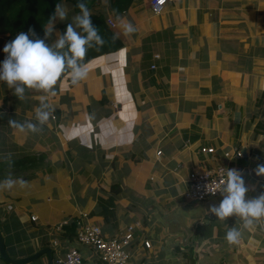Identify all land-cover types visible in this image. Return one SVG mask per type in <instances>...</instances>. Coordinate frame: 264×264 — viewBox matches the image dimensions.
Wrapping results in <instances>:
<instances>
[{"label": "crops", "instance_id": "1", "mask_svg": "<svg viewBox=\"0 0 264 264\" xmlns=\"http://www.w3.org/2000/svg\"><path fill=\"white\" fill-rule=\"evenodd\" d=\"M149 2L135 0L122 16L106 9L107 0L92 7L106 10L123 46L87 61L79 85L58 83L42 131L8 124L35 122L41 94L29 91L20 101L0 82V180L27 181L0 192V230L12 257L48 247L53 264H63L57 259L74 246L94 264L92 249L64 235L66 223L81 219L109 237L135 225L131 264H264V221L229 245L226 232L241 228L239 219L221 222L208 212L222 195L183 196L191 171L217 165L241 173L247 199L264 194L255 171L264 165V133L253 139L264 121V0H168L160 14ZM63 4L68 20L55 22L52 40L79 13ZM121 20L136 32L123 35ZM10 41L0 34V63ZM243 141L246 155L235 158ZM113 183L121 190L109 202ZM27 264H48L47 256Z\"/></svg>", "mask_w": 264, "mask_h": 264}, {"label": "clouds", "instance_id": "2", "mask_svg": "<svg viewBox=\"0 0 264 264\" xmlns=\"http://www.w3.org/2000/svg\"><path fill=\"white\" fill-rule=\"evenodd\" d=\"M76 7L79 13L67 23L64 33H55L54 40L55 22L68 20V8L61 3L56 4L54 13L43 26V39L36 37L35 31L29 28L28 32L18 33L15 39L4 46L3 52L6 55L0 63V82L12 89L13 95L20 101L26 99L29 91L41 94L39 105L35 108V122L21 123L10 119L8 124L13 129L31 133L42 131L55 111L48 101L50 97L57 95L58 83L67 78L71 85L76 86L87 79V53L91 48L103 47L105 41L98 28L93 25L92 12L86 0H78ZM120 27L125 36L136 32L135 26L127 21L121 20ZM118 38L119 34L113 37ZM48 40L52 42L46 43ZM5 159L11 166V154ZM255 171L257 176H264V165H258ZM26 184L27 181L22 177L13 178L9 174L0 180V192H10L17 186L24 188ZM218 190L223 198L218 205L211 206L208 212L221 222L227 221L229 217L239 219L241 228L232 226L225 235L229 245H239L242 241L241 229L251 230L264 221V194L247 199L249 189L241 173L235 169H227L226 177Z\"/></svg>", "mask_w": 264, "mask_h": 264}, {"label": "built area", "instance_id": "3", "mask_svg": "<svg viewBox=\"0 0 264 264\" xmlns=\"http://www.w3.org/2000/svg\"><path fill=\"white\" fill-rule=\"evenodd\" d=\"M168 0H150L149 7L154 14H160ZM109 25L114 27L111 20L107 21ZM203 153H211L212 148L201 147ZM160 154V151L157 152ZM226 157H231L229 153H225ZM242 156L239 150H235V158ZM231 159H233L231 157ZM228 167L217 165L214 168L204 170H193L188 176V186L183 192L185 199L189 201H204L216 198L221 195L220 187L226 177ZM217 190V191H216ZM216 191V192H215ZM215 192V193H212ZM35 219V216H32ZM135 225H128L125 230L109 237L105 236L101 227L94 223L83 220H77V229L75 240L78 244L86 245L96 255L94 264H131L130 244L134 240ZM145 247H150L149 241H144ZM58 263L63 264H85L83 256L77 247H69L61 258L57 259Z\"/></svg>", "mask_w": 264, "mask_h": 264}, {"label": "trees", "instance_id": "4", "mask_svg": "<svg viewBox=\"0 0 264 264\" xmlns=\"http://www.w3.org/2000/svg\"><path fill=\"white\" fill-rule=\"evenodd\" d=\"M135 0H107L106 9L116 16H122L129 9ZM99 0H86L87 6L92 12L93 25L98 28L99 34L103 37L105 43L103 47L89 49L85 62L91 58L100 56L104 53H109L118 50L123 46L121 40L113 39L114 33L106 23L105 12L92 11V7ZM57 3H70L75 11L79 12L76 7L78 0H0V34H4L7 39L13 40L20 32H28L29 28L33 29L36 37L44 38V25L49 20L50 16L55 11ZM30 37V38H36ZM264 91L258 101L261 104ZM208 116H211V108L208 109ZM264 133V121L259 120L254 128L253 139H257ZM121 188L119 183H113L110 189L109 202H112L118 196ZM77 222L75 219L64 225V235L68 238H73L76 234L75 229ZM193 260V259H192ZM193 262V261H192Z\"/></svg>", "mask_w": 264, "mask_h": 264}, {"label": "water", "instance_id": "5", "mask_svg": "<svg viewBox=\"0 0 264 264\" xmlns=\"http://www.w3.org/2000/svg\"><path fill=\"white\" fill-rule=\"evenodd\" d=\"M242 154L246 155V143L243 141ZM46 254L48 264H53L52 250L48 247L41 248L36 252L22 257H12L6 250L4 236L0 230V260L9 264H27L30 263L41 255Z\"/></svg>", "mask_w": 264, "mask_h": 264}, {"label": "rangeland", "instance_id": "6", "mask_svg": "<svg viewBox=\"0 0 264 264\" xmlns=\"http://www.w3.org/2000/svg\"><path fill=\"white\" fill-rule=\"evenodd\" d=\"M256 26V25H255ZM255 43L257 44V45H259V41H258V39L256 38L255 39ZM262 105V104H261Z\"/></svg>", "mask_w": 264, "mask_h": 264}]
</instances>
